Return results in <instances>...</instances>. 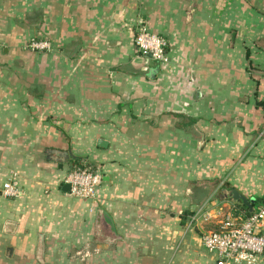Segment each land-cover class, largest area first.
<instances>
[{"label": "crops", "instance_id": "obj_1", "mask_svg": "<svg viewBox=\"0 0 264 264\" xmlns=\"http://www.w3.org/2000/svg\"><path fill=\"white\" fill-rule=\"evenodd\" d=\"M228 189L264 203V0H0V264H214Z\"/></svg>", "mask_w": 264, "mask_h": 264}, {"label": "built area", "instance_id": "obj_2", "mask_svg": "<svg viewBox=\"0 0 264 264\" xmlns=\"http://www.w3.org/2000/svg\"><path fill=\"white\" fill-rule=\"evenodd\" d=\"M135 44L139 53L153 62L167 63L169 56L165 40L152 34L144 27L137 30ZM28 48L37 52L51 51L47 41L32 40ZM70 185V195L76 199L92 200L102 185V176L89 168H76L65 179ZM3 195L7 198L17 197L13 184L3 187ZM206 223H215L217 230L204 233L202 245L205 250L215 256L214 264H259L264 256V203L252 214L240 210L219 213L212 217L204 213ZM197 221V216L195 220Z\"/></svg>", "mask_w": 264, "mask_h": 264}, {"label": "water", "instance_id": "obj_3", "mask_svg": "<svg viewBox=\"0 0 264 264\" xmlns=\"http://www.w3.org/2000/svg\"><path fill=\"white\" fill-rule=\"evenodd\" d=\"M61 154H62L61 155L62 157L66 159L69 158L68 153H61ZM64 191L66 193H70V185L67 184L64 188ZM224 197L225 198L229 197L233 199L234 201L242 202L253 213V203L250 200H248L246 197H244L243 195L239 194L236 190L234 189L226 190V195Z\"/></svg>", "mask_w": 264, "mask_h": 264}, {"label": "rangeland", "instance_id": "obj_4", "mask_svg": "<svg viewBox=\"0 0 264 264\" xmlns=\"http://www.w3.org/2000/svg\"><path fill=\"white\" fill-rule=\"evenodd\" d=\"M31 41H32V40H31ZM31 41H29L28 44H29ZM35 41H42V40H35ZM28 44H27V45H28ZM31 51H32V50H31ZM34 52H37V51H34Z\"/></svg>", "mask_w": 264, "mask_h": 264}, {"label": "trees", "instance_id": "obj_5", "mask_svg": "<svg viewBox=\"0 0 264 264\" xmlns=\"http://www.w3.org/2000/svg\"><path fill=\"white\" fill-rule=\"evenodd\" d=\"M243 209L248 210V208L245 205H243Z\"/></svg>", "mask_w": 264, "mask_h": 264}]
</instances>
